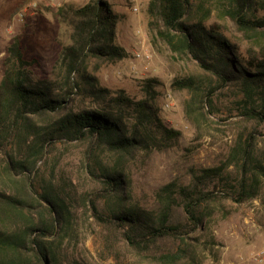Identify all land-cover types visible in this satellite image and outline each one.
Listing matches in <instances>:
<instances>
[{"label": "trees", "instance_id": "obj_1", "mask_svg": "<svg viewBox=\"0 0 264 264\" xmlns=\"http://www.w3.org/2000/svg\"><path fill=\"white\" fill-rule=\"evenodd\" d=\"M203 2L148 0V28L210 77L209 84L194 76L172 80V90L189 94L187 119H208L217 89L242 94L235 131L216 165L189 168L184 183L158 187L147 204L132 197L125 165L138 154L172 149L181 133L159 115L156 78L143 79V97L135 99L101 85L89 70L90 61L128 57L107 0L59 7L67 43L48 76L34 75L38 59L28 58L18 39L7 46L0 78V264H87L64 243L81 209L148 264H201L196 247L216 245L212 237L201 241L212 217L224 215L226 204L259 197L264 205V42L241 55L220 25L206 24L212 10ZM218 10L234 33L264 37V0H220ZM73 142L84 146L82 168L92 188L77 195L67 179L46 178L37 191L36 164L55 144Z\"/></svg>", "mask_w": 264, "mask_h": 264}, {"label": "rangeland", "instance_id": "obj_2", "mask_svg": "<svg viewBox=\"0 0 264 264\" xmlns=\"http://www.w3.org/2000/svg\"><path fill=\"white\" fill-rule=\"evenodd\" d=\"M39 0H0V78L2 60L7 46L18 39L28 58H37L39 65L32 69L35 76H48L61 47L67 43V32L57 16L63 5L79 7L88 0H57L59 7L51 10ZM220 0H204L205 8L212 10L206 24H217L223 33L238 47L241 55L247 49H256L264 37L246 40L234 33L226 19L222 18ZM118 15L116 25L118 43L128 57L114 64L97 66L89 62V70L95 73L101 85L122 89L129 96L143 97L141 81L156 78L161 87L154 104L163 122L180 131L176 146L164 152L138 156L126 163L125 175L129 179L132 197L140 203H150L156 189L171 181L185 182L188 169L216 165L227 151L235 131L236 105L242 98L237 89H217L211 96V114L208 119L190 114L185 117L186 90H172L174 78L194 76L209 84L210 77L195 63L179 58L157 39L148 28L146 5L148 0H107ZM33 3H39L32 7ZM195 12V16L199 15ZM148 57V58H146ZM96 67V69H95ZM84 146L79 143L55 144L53 150L36 164L37 176L34 186L40 191L43 180L59 178L70 181L77 195L92 188L82 168ZM52 176V177H51ZM79 209V208H77ZM224 215L211 218L201 241L212 237L216 245L196 247L201 264H247V260L264 245V205L257 197L241 206L226 204ZM65 246L74 256L83 258L87 264H148L135 256L115 235L98 224L89 213L77 210ZM257 264H264V255Z\"/></svg>", "mask_w": 264, "mask_h": 264}, {"label": "built area", "instance_id": "obj_3", "mask_svg": "<svg viewBox=\"0 0 264 264\" xmlns=\"http://www.w3.org/2000/svg\"><path fill=\"white\" fill-rule=\"evenodd\" d=\"M38 2L42 3L45 7L54 10L59 7L57 0H39ZM39 3H33L32 7H37ZM148 58V57H146ZM264 255V245L261 247L260 251L252 255L246 262L247 264H257V261H260L261 257Z\"/></svg>", "mask_w": 264, "mask_h": 264}]
</instances>
